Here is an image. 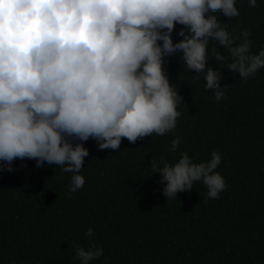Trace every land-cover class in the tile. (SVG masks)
I'll return each instance as SVG.
<instances>
[{
  "label": "clouds",
  "instance_id": "obj_1",
  "mask_svg": "<svg viewBox=\"0 0 264 264\" xmlns=\"http://www.w3.org/2000/svg\"><path fill=\"white\" fill-rule=\"evenodd\" d=\"M216 13L228 20L240 14L236 0H0V170L13 172L17 159L59 166L73 174L70 195L85 184L84 142L118 150L123 139L173 132L184 100L166 57L181 54L216 101L229 87L221 86V69L242 80L255 77L264 49L253 54L250 32H230ZM177 24L181 39L174 41ZM210 57L222 62L219 68L208 66ZM179 144L174 138L168 150L175 153ZM221 162L219 151L199 163L185 152L174 163L152 159L150 166L161 174L167 200L197 181L215 199L227 187L215 171ZM71 247L79 264L104 255L95 242Z\"/></svg>",
  "mask_w": 264,
  "mask_h": 264
},
{
  "label": "trees",
  "instance_id": "obj_2",
  "mask_svg": "<svg viewBox=\"0 0 264 264\" xmlns=\"http://www.w3.org/2000/svg\"><path fill=\"white\" fill-rule=\"evenodd\" d=\"M236 6L237 17L216 15L230 32L247 29L257 54L264 49V0L254 8L236 0ZM180 55L165 58L184 100L173 132L136 143L123 139L118 150L84 142L89 156L79 174L85 184L70 195L73 174L59 166L37 168L35 160L17 159L13 172L0 170V264H79L71 245L92 242L104 255L90 264H264V68L247 80L221 69V86L229 87L216 101L203 75L183 66ZM221 63L210 57L208 66ZM176 137L180 144L172 153ZM213 151L222 156L215 171L227 184L219 198L209 199L197 181L167 200L152 159L174 163L187 152L199 163Z\"/></svg>",
  "mask_w": 264,
  "mask_h": 264
}]
</instances>
